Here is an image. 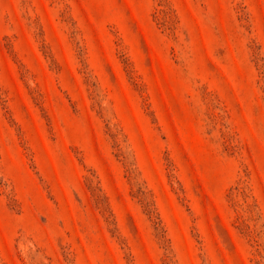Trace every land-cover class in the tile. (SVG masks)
<instances>
[{"label": "rangeland", "instance_id": "374dc122", "mask_svg": "<svg viewBox=\"0 0 264 264\" xmlns=\"http://www.w3.org/2000/svg\"><path fill=\"white\" fill-rule=\"evenodd\" d=\"M0 264H264V0H0Z\"/></svg>", "mask_w": 264, "mask_h": 264}]
</instances>
